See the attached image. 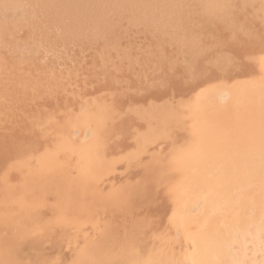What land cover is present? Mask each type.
Listing matches in <instances>:
<instances>
[{"label":"bare ground","instance_id":"6f19581e","mask_svg":"<svg viewBox=\"0 0 264 264\" xmlns=\"http://www.w3.org/2000/svg\"><path fill=\"white\" fill-rule=\"evenodd\" d=\"M206 1L209 2L210 0H0V46L5 47L4 52L0 50V264H99V261L102 260V257L99 256L100 253H97L98 255L93 256L95 253H93L92 251V248L94 250H99L100 248L103 249V247H98L99 242H97V240L103 241V243L104 241L107 242L108 240L110 243L111 241L110 239H119V241L121 242L122 240L125 241L131 240L130 243H132V240L144 241L147 240L148 238H152V240L159 239L160 242L163 241L165 243L166 247H164L165 248L164 251L167 250V252L165 253H167V255L168 253H172L171 255H173V256H168V257H172L171 258L172 264H179V263L189 264L188 256H192V258L195 257L194 258L195 260L193 259L192 261H189L191 262V264H264V167L262 168L259 167L258 165H257L258 169L256 167V163L258 164L259 162V164L260 163L262 164V161L264 163V89L260 90L258 88V85L256 88L255 86L253 87L254 92L250 93L251 95H249L247 98H245L244 95V97L241 98L243 99L244 104H243V111L239 113L240 115H234L235 113H233L234 116L233 115L231 116L230 114L231 112H228L227 109V107L229 106L223 108V105H221L222 103L221 104L217 103L220 104L219 106H222L221 109L219 110L220 111L219 115L215 114L216 112L214 113L213 110H212L213 112L211 111L213 114H211L206 109L199 108L201 109L198 118L199 121L201 122L200 133L201 136H203V138H205L206 140L202 145V147L204 148L205 153L207 155L209 154V156L204 157L201 160H195L194 159L195 157L193 158L192 156L191 158H193L194 160L191 158L177 159L176 157H173L174 155L177 156L179 151L176 149L175 146L180 144L181 141V140L177 141L174 138L172 142V147L170 146L171 147L170 151H162L159 152V154L157 153V151H155V153L158 154L157 156L155 155L156 158L147 157L149 159H146L144 161L143 159L141 160L143 161L142 163L140 162L141 163L140 167H142L140 169L142 170L139 171H141V173L140 174L138 173L139 174L138 177L135 173L133 177L135 178L136 176L137 178L134 179L133 182H128V180L127 181L125 180L126 181L124 182L125 184H122L121 186L120 185L121 183L119 182L118 179L121 189L119 188L118 190L116 188L118 191L113 192L112 196L108 195V197H106L104 195H101V192L99 190L100 188H98L99 191H97L96 187H94L93 185V182L98 183L97 181L98 179L95 180V178L98 176V174H100L99 173L100 169L104 170L105 165L109 163L107 159L113 161L112 160L113 157L116 156L115 154L112 155L113 152H111L110 150H113V148L114 150L116 149L117 151H119L120 148H121L120 150H122V147L125 146L124 143H126L129 140L126 138L127 141L125 142L123 137L126 136H123L122 133L126 134L124 132L128 131L129 128L138 129L146 125L145 128L143 127L144 129L143 131L145 132H140L139 130H137L139 132L136 134L137 144L139 143V145L141 146L147 142L150 143L149 141H153L155 138H157L158 132L160 133V131L163 130L162 129L163 127H166V125L171 124L173 121L179 118L181 112L183 115V111L180 107L181 103L180 106H177V104L179 105V103L175 104L174 106L173 105L169 106V104H167V101L166 102L164 101L165 104H167L169 107H161V108H159V106L158 108H156V106L153 103H150L152 102V100H154V98L157 99L156 97H158L159 100L160 99L162 100L164 97L162 98L159 97L163 93L167 92V91L158 92V90L157 92L152 91L156 89L154 87L153 89L151 88L152 90L149 91L150 104L148 103L149 105L147 106V108L146 106L145 107L142 106L145 105V103L147 104V101L142 99L141 97L142 95L134 98L129 93H127L129 95L124 94L127 95V97L130 96L131 98V102H129L130 105L128 106V109L125 112L126 114L128 113V115L125 114L126 118H124L123 111L125 110L126 107V101L128 102L130 98L128 99L126 97L127 100L124 99L123 104H121L124 105L125 103V107L120 106L119 108L117 107L118 105H120L118 104V101H121L122 99L120 100V98H117L118 99L117 101L116 96H114L112 93H111L112 95L110 93L107 94V92H109L107 91L106 94H103L105 92L102 90L105 88V86L106 87L108 86L107 84H109L108 88L110 87V85L113 84L112 86L115 89V87L123 86V85L120 86L118 82L122 83V82L133 81L134 83L135 81V83H137L141 80V78L139 77L140 75L137 73L136 69L135 72L137 74L129 73L131 75L128 76L129 75L128 73H127L128 75L124 73L126 70L124 71L120 70L122 65L120 66V68H117L118 65L116 66V64L127 63V65L126 64L125 65L127 66L126 68H128L129 70L130 66H132L131 68L134 67V65L132 64L133 62L137 61L139 57V56L137 57L136 56L137 54L135 55L133 51L134 52L137 51L136 49L142 46L148 48L153 45H157L159 47L158 56L162 60L161 64L163 63L166 67L168 65L171 68L176 64L178 65L177 60L175 58V56L177 55L175 54V52L178 48L176 49V47L174 48L172 47L174 45V41L172 40L176 41L177 39H174L173 36L171 37V35L177 34L180 38L183 34L181 35L179 33H175V31L177 32L183 30L185 31L187 29L189 30L190 28H194L199 24V22L202 21V17L207 13V11L209 13L211 12L210 14H212L213 13L212 9H214V6L212 5L213 3L209 4L211 6L210 7L209 5H207L208 2ZM221 2L222 1H220V3ZM244 4L242 3L240 5L244 6ZM247 8H251V5L250 6L248 5ZM255 10L257 9L255 8ZM255 10H254L255 12L254 16L257 17ZM221 12L222 10L220 11V13ZM244 12L245 11H243L241 15H239V17H241ZM209 13L208 16L210 15ZM215 13L217 15L218 11L217 12L215 11L212 15H214ZM260 13L262 14V12ZM225 14L226 13H224V15ZM223 16L220 15V17L218 16L219 18L217 19L221 20ZM193 17H197L196 19H198L199 22L196 23L197 21L196 22L193 21L196 19H193L192 20L193 22L192 21L189 22L190 18ZM206 19L207 18H205V21ZM226 22H228V20ZM255 23L254 26L256 25ZM203 24L205 23L203 22ZM227 24L229 25L230 22H228ZM252 24L253 23H251V25ZM219 25H221V23ZM209 26L206 27L208 28ZM245 27L244 29L247 30V28ZM255 27H257V25ZM260 27L259 29H261ZM20 30H23L22 33L24 34L21 33L20 35L19 34ZM194 31H196L195 28ZM235 31H237L238 33L237 35L241 34L240 32H238V30ZM239 31L242 32V29ZM171 32L174 34H171ZM230 32L231 31H229V34ZM131 33H135L137 35L138 33L140 34L144 33V35L146 33L147 35L148 33H150L151 36L147 37L146 35L145 37L137 38V35L136 37L131 36ZM126 34H128V37L126 36ZM226 34H228V31L227 33H225V35ZM229 34L227 36H232ZM262 34L264 35V33ZM121 35L127 37L125 41L127 42L128 40L126 44L127 46H129L127 47L129 48L128 52L127 51L125 52L124 50L125 45H123V43L120 42V39L116 38V36L119 37ZM210 36H212V34H209V38ZM243 36L245 40L246 34L244 33ZM175 37L177 36L175 35ZM185 37H188V34ZM242 37L240 36V38ZM205 38L208 39V37ZM214 38L216 37L213 36L211 42ZM201 39L203 38L201 37ZM226 39L228 38H225V40ZM254 39L259 40L257 37ZM78 41H82V43L84 42L89 43V45L97 43L98 49L96 50L97 52H99V53L93 52L96 53V55L99 54L98 57H96L97 60L96 58H94L95 56L94 54L92 58H94L95 60L93 59L94 61L90 62L91 61L90 59L89 61V63H92L90 65L92 66V70H90L91 69L90 68L89 69L90 72L86 74L84 73L85 75L83 76V78L80 79H78L79 75H81L80 69L83 72L85 70L84 68L88 69V67H90L87 66L89 65L87 60L86 62L83 63L80 62L82 60L84 61L85 58H83L80 61L79 60L74 61L73 59H71L74 61L72 62L75 64L73 65L71 64L70 67L66 66L69 68H67L68 70L66 69L67 71L64 69L65 70L64 71L60 69V66L61 65L63 66L65 64L64 63L61 64L62 63L61 62L60 64L56 65V62H54L55 56L53 57L54 58L53 63L49 62L51 60L50 59L48 60L49 62L48 64V62H46L47 58L45 56V54L47 53L41 55L40 57L37 54V53L39 54L44 53V51L43 52L38 51V48H40L41 46H42L41 49L51 48L52 50H55L56 48L59 49V46L66 45L71 42L76 43ZM190 41L192 42L193 40ZM247 41L248 40L246 39L245 42ZM199 42L203 43L205 41L202 40ZM199 42L196 44L200 45ZM185 43L187 44L186 41ZM248 43L249 41L246 43V45ZM193 44L194 42L191 43V46ZM196 44L193 45V47L197 46ZM225 44H227L226 41ZM167 46L169 47L167 48ZM178 46H182V45H178ZM200 46L202 48V45ZM254 46L256 47V45ZM254 46L252 45L251 47L253 48ZM263 46L264 44L262 45V47ZM102 47H106V49H104L105 53ZM107 47L108 50L109 48H112V50L110 49V51L111 52L115 51V54H113L114 53L113 52L111 56L110 51L106 52ZM231 47L232 45L229 48ZM246 47L248 46H245L244 48ZM131 48L133 49L136 48V49L133 50ZM201 48L199 49L201 50ZM203 48H205V46ZM214 48L215 47H213L212 51L214 50ZM179 49L180 52L181 48ZM143 50L145 51V49ZM193 50L195 49L193 48ZM245 50H243V52L241 50L240 53L243 55V53H245L244 52ZM247 50L246 53H250V49L248 52ZM253 50L254 49H252L251 52H253ZM263 50L264 49H262L261 51L262 53ZM166 51L168 54H166ZM238 51L239 50H237V52ZM89 52H88V56H89ZM218 53L219 52H217V54ZM64 54H66V51ZM64 54L62 53V55ZM71 54L74 55L73 53ZM80 54L78 52V54L76 55H80ZM147 54L145 55L147 56ZM189 54L193 55L192 52ZM214 54L216 53L214 52ZM254 54H256L255 50H254ZM195 55L196 54L194 53V56ZM50 56L52 58V54ZM50 56L48 57L50 58ZM153 56L154 53H152L151 55L152 58L151 57L147 58V60L143 64L142 68L145 69L144 70L145 72H146V67L149 64H151L149 62L153 61L154 59ZM194 56H192V59H194L193 58ZM36 57L39 59L37 63L38 62L40 63L41 61V63L43 62L47 65H51L49 67L53 66L54 69L48 67L47 69L46 66L44 67V65H42L41 63L40 64L35 63L36 62L35 60H37ZM257 59H259V57H257ZM156 60H158V58L156 59L155 57L154 61L156 62ZM189 60L187 59V61ZM247 61L249 60L246 59L245 62ZM259 61L261 62L262 59H260ZM245 62L244 65L246 64ZM260 62L259 65L262 66L263 62H261V64ZM247 64H251L250 66L247 65L251 69L255 67V65L253 66L251 61H249V63ZM177 65L175 67L179 69L178 67H180L181 65H179L178 67ZM197 65L196 68H198ZM259 65L257 62V66ZM263 66L261 67L262 69H264ZM55 67L59 69H55ZM181 67L184 68L183 65ZM249 67L247 68L244 67V69L242 68V71L240 70L241 73L245 72L246 77L250 76L248 74H251L252 76V74L254 73L253 75H256L254 76V78L258 77L257 79L259 81H262L260 83L262 86V83L264 81V70H262V72L260 71L261 73L257 75V73H259L257 72L258 68L256 67L257 69L254 68L253 70H251ZM142 68H140L139 71L143 70ZM159 69L158 72L156 71L158 75H154V77L159 76ZM177 69L175 73L171 72L172 74H169L168 76L170 77L169 78L170 81L172 79L173 82V84L172 82L170 83L172 85L171 90L179 91L180 93L187 91L189 89V86L186 82H184L185 80L184 76L185 74H187L186 72L184 73V71L186 70L180 68L177 71ZM170 70L171 69L167 68L168 72H170ZM254 70L257 72L256 74ZM121 72L123 73L121 74ZM218 73H222V71ZM143 74L144 76H146V73ZM160 74L164 76L163 72L162 73L160 72ZM203 74L205 73L202 72L201 75ZM88 76L89 79L92 77L93 80H96L97 82L96 81L95 82L98 84L97 86L98 88L96 86H93L97 90L96 93H99L97 94L98 96L96 95L95 98L93 96H89L90 95L89 92L91 91L90 86L88 87L86 85L87 88L81 90L83 88L81 85L84 81L87 82L88 78L86 79V77ZM144 76L142 78H145ZM148 76L149 75H147V77ZM208 76H206L205 78H207ZM161 77L159 80H161ZM155 78H153V80ZM216 78L219 77H215V79ZM223 79L224 77L222 78V80ZM232 79L234 81V78ZM232 79L230 83L232 82ZM91 80L88 82L89 84L93 82V80L92 81ZM188 80L190 79L188 78ZM198 80L200 79L198 78ZM198 80L195 81V85L197 83H200ZM208 80H211V78ZM219 80L221 79L219 78ZM224 80L229 81L226 79ZM157 81L158 80L156 78V83ZM237 81L238 80H236V83ZM259 81L257 82L259 83ZM206 82H204V84ZM209 82L211 83L212 80ZM213 82H215L214 79ZM221 82L223 83V81ZM148 83H146V85ZM192 83L190 85L191 87H192ZM115 84L119 86L117 85L114 86ZM79 85L81 89L78 88ZM125 85L124 87L128 86ZM143 85L141 84L140 81V86L142 87ZM218 86L217 87L220 89L223 85L221 86L220 84ZM93 87L91 92L92 94H95L93 92ZM159 87L161 88L162 86L159 85ZM159 87L157 89H159ZM88 88L90 89L88 90L89 92L87 91ZM194 88L197 91V87ZM120 89L118 88V90ZM219 89H217L216 91L213 90L215 91V92L212 91L213 95L215 93V95L217 96L218 91H220ZM201 90L207 91L208 94L211 92L209 91V88H205V89L201 88ZM140 91L138 92L137 90L138 93H140ZM228 91L230 92L231 89ZM198 92L199 91H197L196 93ZM221 92H223V90H221L219 94ZM227 92H225L224 90L223 94ZM229 92L227 96H229ZM235 92L237 93V90H235ZM184 93H182L183 94L182 96L185 97ZM212 93H210V95H212ZM187 94L188 93H186V95ZM199 94L201 93L199 92ZM199 94L196 97H199ZM177 95L175 96L178 97ZM143 96L145 99L148 97L147 94L146 96L145 95ZM175 96H174V100L176 101ZM172 98L173 97H171L170 99ZM218 98L219 97H217V99ZM234 98L236 99L235 96ZM209 99L210 102L214 101L211 100L212 98ZM113 100L117 101V102L115 101L116 104L114 103ZM142 100L145 102L143 103ZM229 101L228 103L231 102ZM214 102H213V106H216L214 105L216 102L215 103ZM230 106H232V103ZM121 107L124 108L122 112H121L122 110ZM143 107L146 109H144ZM213 109L216 110L215 107ZM231 109L232 108H230V110ZM186 112L185 114L187 115L188 112L187 113ZM157 114L160 116L158 117ZM229 114H230V118L232 120L234 119V122H237L239 119H241V117H246V122H247L243 126L238 125V128L239 127L240 128L237 129L240 133V136H237V138L239 137L240 138L232 142H227V140H230L227 137L228 136L230 137L231 135L228 133V127H227L228 126L227 122L229 120L227 117H229ZM137 117L141 118V120H143L145 124L140 123L143 125L139 126L140 121H137L138 120ZM89 122L92 125L90 128H88ZM76 123L78 124L81 123L82 125L81 124L79 125L81 127L87 125V127L84 129V132L83 130L82 131L79 130L78 128L79 126L76 125ZM233 124L234 123L232 122L230 125ZM173 125L175 124L173 123ZM168 128L169 127L167 126V129ZM237 129L235 128V130ZM133 132L135 133V130H133ZM163 132L164 130L162 131V133ZM169 135L170 133L168 134V136ZM214 135L217 136L218 140L222 139V141L213 142L212 139ZM131 139H133V137ZM181 139L183 138L181 137ZM133 140L130 141L134 142ZM167 141L168 140H166V142ZM161 142L162 144L164 143L162 140ZM134 144L136 145L135 142ZM134 144L133 146L130 144L129 145L132 148H134L135 146ZM147 145L145 146V148H148ZM155 146H157V144ZM190 146L191 147H189V149L192 148V145ZM158 147H156V150L158 149V151H160V147L159 148ZM162 147H164L163 150L166 149L165 146ZM174 147L175 149L172 151ZM145 148L144 146L142 147L144 151L145 150L147 151V149ZM124 149L127 150L126 148ZM142 149L140 147L141 153H142ZM188 150L187 152L189 153ZM135 151L134 153H137ZM140 151L138 152L140 153ZM109 153L110 156H108ZM150 153L146 154L144 157H146ZM218 153H222L223 156L225 154L226 157H222V155L220 156L218 155L219 157L211 156ZM127 157L129 158V156ZM141 157L142 155L138 157L139 161ZM123 158H125V156ZM115 159H117V157ZM126 160L127 162H129L128 160L130 159L126 158ZM123 161L124 163H127L125 162V159ZM111 163L113 164V162ZM229 163L232 164L231 168L228 167ZM133 164L134 166L137 165V164L135 165V163ZM128 165L131 166L132 164L130 163ZM113 166L114 164L111 166V168ZM74 168L76 169L78 174H76V176L73 177L70 171ZM118 168H120V166ZM123 168L121 172H124L123 170L125 168L124 169ZM132 168L133 167H131V169ZM134 169H132V171ZM136 169L135 171H138V169L137 170ZM106 170L107 169H105V171ZM126 170H127V166H126ZM110 171L108 170V172ZM229 171L233 173L229 174ZM108 172L105 173L108 174ZM112 172L114 173V171ZM112 172L110 175L111 179L113 178ZM235 172H240V173L238 176H236ZM132 173L131 176L133 175ZM107 174L106 176H109ZM115 174H118V172H116ZM123 175L126 176V174ZM118 176L119 175H116V177ZM99 177L104 178V176L102 175ZM111 179L109 178V180L112 182ZM256 181L260 182L259 184H262L260 185L262 187H258V185L254 183ZM101 183L104 184L103 182ZM101 183L99 185H101ZM196 183L199 185L196 186ZM108 185H104L106 186L105 188H107ZM111 185L114 186L115 184L111 183ZM102 186L103 185H101V187ZM198 187H201V190H199L200 188ZM110 188L113 189L114 187L113 188L110 187ZM49 194L53 195V196L51 195V197H53L52 199L53 201L51 202L49 201L50 197L49 199L47 197V195ZM47 199L49 202L47 201ZM106 202H108L109 207L106 206ZM43 206L48 208V210L51 212L50 216L44 215L45 213L44 211H43L44 213L41 212L42 211L41 207ZM142 207H148V208L150 207L151 210L149 209L148 210L145 209L143 211L140 210V214L138 213L139 215L136 216V214H134V216L136 217L133 219L130 218L131 213L133 215V212L136 213V211L137 210L139 211V209H141ZM241 208L242 210L243 209L246 210L245 211L243 210L241 212ZM99 209L104 210L103 213H105V210H111L112 214L116 212L117 216L122 217L124 223L122 222V224H120L121 223L120 221L119 222L120 225L117 226H115V224H111L108 222L105 224L102 223L104 227L102 229L100 228L101 230L98 231L97 229L99 224L98 223L94 224V222L97 221L96 215ZM166 212L169 213L166 224L161 223L162 220L160 218L156 220V217H163L164 215L166 216L165 214ZM46 214L48 213L46 212ZM128 215H130V217ZM128 217L130 218V220L131 219L132 220L130 222H125L128 219ZM162 219L164 220V218ZM164 222H166V220ZM87 224H89L90 227L91 225L94 226L93 227L94 229L93 228L92 229L95 230V233L92 234V236L90 233H88L89 232L88 229L86 230V228L88 227ZM102 224H100V226ZM206 224L208 225L206 226ZM95 227H97V229ZM3 231L6 232L5 235L3 234L4 233ZM1 233L4 236L1 235ZM80 237H82L84 241L89 243L87 245V248L85 247V244L83 247H81L80 241L78 240V238ZM77 241H79V243H77ZM91 241H94L93 242L94 244L91 243ZM172 242L176 244L177 243L179 244L181 242L182 244L184 243V246L183 247L181 246L179 250H182L183 254L187 255L186 262L183 258L181 259H183L184 262L183 261L179 262L181 260V259L179 260V258L178 260L175 261L174 259L173 261V258H175L174 257L176 251L175 247L178 246V244L172 245ZM46 243L47 245H45ZM64 243L67 246L66 249L68 250L66 249L65 250L67 251V254L69 252V256H66L63 250H62L63 253H61L60 251L63 248L61 246ZM109 243H107L106 245L104 244L106 250L103 251L105 252H103L102 249L101 251L103 252V255H105L106 257L109 256L110 260H113L115 259L114 257L115 254L117 256L120 254H117L118 251L117 249L115 250V248L113 247L114 244H109ZM124 243L122 245H124ZM48 244H51L53 248H55L54 253L51 252V254H49L45 251V248L48 246ZM170 245L174 246V248L170 247ZM131 246L132 244L129 247ZM139 246H135V248L133 247L135 252L138 251V254L140 252L138 256L136 254L135 258L133 256L132 260H129L128 257L130 255H128V257H126L128 258L127 259L128 261L125 259L126 262L122 263V259H121L120 261L119 260L114 261L115 263L112 262V264H116V263L117 264H147V262L150 264L152 261L154 264V258L156 256H154L152 261H148V259L151 260V258L148 257H150L149 251L152 250L154 251L155 247H153V249L150 248L151 250L148 247L149 249L148 255L147 253L146 255H144V258H146L147 261H144L143 257L140 258L142 252L139 251L138 249ZM147 246L148 245L141 246L140 250L143 251L142 249L143 247H145L144 249L146 250ZM24 247L25 249H22ZM156 247L158 248V245ZM160 248H158L157 250H159ZM129 251L130 250L128 249V253ZM131 252L133 254L132 250ZM156 252L160 253L159 251ZM183 254L181 256H183ZM121 255L125 256L126 253L125 254L123 253ZM178 256H179V251H178ZM121 258H123L124 260V257ZM96 259L97 260L100 259V260L95 262ZM108 259L106 258V260ZM118 259L120 258L118 257ZM135 259H137L139 262L136 261ZM106 260L105 262L106 264H108V261ZM161 264H171V263L169 261Z\"/></svg>","mask_w":264,"mask_h":264},{"label":"rangeland","instance_id":"374dc122","mask_svg":"<svg viewBox=\"0 0 264 264\" xmlns=\"http://www.w3.org/2000/svg\"><path fill=\"white\" fill-rule=\"evenodd\" d=\"M213 1V0H212ZM211 0L208 2V1H206V2H208V4L207 5H209V4H211V3H213L212 5L214 6V9H215V11L217 12L218 11V14L216 15V13L214 14V15H212L215 11H214V9H212V11H213V13L212 14H210L208 11H207V13L205 14V15H203V17H205V18H207L206 19V21H207V23H206V21H205V18H203L202 17V21L205 23V24H203V22L201 21V22H199L198 21V19H196L197 17H193V18H190V21L189 22H191L193 19H196V20H193L194 22H196V23H198L199 22V24L196 26V27H194L195 28V30L196 31H194V28H190L189 30L187 29V30H183V31H175V33H179V34H183L182 36L184 37H180L179 38V36L177 35V34H175L177 37H175V35H171V37L173 36V38L174 39H177L176 41L175 40H172V41H174V45L172 46L173 48L174 47H176V52H175V54H177L176 56H175V58H176V60H177V63H178V65H177V67L179 66V65H183V67L184 68H182L181 66L180 67H178L179 69L181 68V69H183V70H186V71H184V73L186 72L187 74H185V80H184V82H186L187 84H188V86H189V89L187 90V91H184V92H180L179 93V91H175V90H171V88H172V85L170 84L171 82H172V79H171V81H170V77L168 76L169 74H172L171 72H173V73H175L176 72V65L175 66H173L172 68L170 67V66H168L167 64V67L163 64H161V62H162V60L159 58V56H158V54H159V47L157 46V45H153V46H155V47H153V46H151V47H148V48H145V47H140V48H131V49H133V50H137V51H135V52H137V53H135L134 51H133V53L138 57V60L137 61H135V62H133V64L132 65H134V67L133 68H131L132 66H130L129 67V70H131V71H129L128 70V68H126L127 66V63H124V64H116V66L118 65V67L117 68H120V66H121V68H120V70L122 71H124V70H126L124 73L125 74H129V73H131V74H139L140 76V78H141V84L143 85V84H145V85H143L142 87L140 86V81L139 82H137V83H135V81H134V83H133V81H129V82H122V83H119L118 82V84L120 85V86H122V87H115V89H114V87L112 86V85H110V87L108 88V86H109V84H107L108 86L106 87L105 86V88L102 90V91H104L105 93H103V94H106V92L107 91H109V92H107V94H113L114 96H116V100L118 101V99L117 98H120V100L122 101H118V104H120V105H118L117 107H119L120 108V106H123V107H125V103H124V105H121V104H123V102H124V99H126L127 100V98L129 99L130 98V96L129 97H127V95H129V94H131L134 98L135 97H139L140 95H142L141 97H142V99L143 100H145V101H147V104L145 103V105H142V106H146V108H147V106L150 104V103H153L155 106H156V108H158V106H159V108H161V107H169L170 105H175V104H177V103H179V105L177 104V106H180V103H181V109H182V111H183V115H182V112H181V115L179 116V118H177L175 121H173L171 124H169V125H166V127H163L162 129L164 130V132L162 133V131L163 130H161L160 131V133L158 132V134L161 136H159L158 134H157V138H155L153 141H149L150 143H145L144 145H139V143L137 144V139H136V134L140 131V132H145V131H143L144 129H143V127L145 128L146 127V125H144V126H142L143 124H145L144 122H143V120H141V118H139V117H137V121H140L139 122V126H142V128L140 127V128H138V129H134V128H129L128 129V131H125L124 133H126V134H123L122 133V135L123 136H126V137H123V139H124V141L126 142L127 140H126V138L127 139H129L126 143H124V145L125 146H123L122 147V150L124 151H122V150H120L119 149V151H117L116 149L114 150V148H113V150H110L111 152H113L112 153V155H116L115 157H113V161H110V160H108L107 159V161H109V163L108 164H106L105 165V167H104V170L103 169H100V174H98V176L95 178V180L96 179H98L97 181H98V183H97V186H96V183H94L93 182V185H94V187H96V190L97 191H99L100 190V192H101V195H104V196H106V197H108V195H111L112 196V193L113 192H117L118 190H119V188H120V185L122 186V184H125L124 182H126L127 180H128V182H133L134 181V179H136L137 177H138V175L141 173V171H139V170H142V169H140V168H142V167H140L141 166V163L144 161V160H146V159H149V158H147V157H154V158H156V156L159 154V152H162V151H170V149H171V147H172V142H173V140H174V138H175V140H177V141H180V144H178L177 146H175L176 147V149L179 151L178 152V154H177V156L176 155H174L173 157H176L177 159H189V158H191V156L195 159V160H201L202 158H204V157H207V156H209V154L207 155L206 153H205V150H204V148L202 147V145L204 144V142L206 141L205 140V138H203V136H201V129H200V127H201V122L199 121V113H200V111H201V109L203 108V109H206L207 111H209V113H211V114H213L212 112L214 111V113L215 114H218L219 115V113H220V109H221V107L222 106H219L221 103V105H223V108H226L227 106H229V107H227V109H228V112H231L230 114H231V116L233 115V113H235L234 115H240L239 113H241V111H243V104H244V102H243V99H241L242 97H244V95H245V98H247L249 95H251L250 93H252V92H254L253 90V87L255 86V88L257 87V85H258V88L260 89V90H263L264 89V81H263V83H262V86H261V82L262 81H259L257 78L258 77H256V78H254V76H256V75H253L252 74V76H251V74H248V75H250V76H248V77H246L245 75H246V73L244 72V73H241V71H242V68L244 69V67H249L251 64H247V63H249V61H251L252 62V64H253V66L255 65V67H253L251 70H253L254 68L255 69H257L258 71L257 72H259V73H257L255 70H254V72H255V74L257 73V75L258 74H260L261 72H262V70H264V69H262L261 67L263 66V64H264V50H263V53L261 52L262 51V49H264V46L262 47V45L264 44V35L262 34V33H264L263 31H264V1L263 0H214L213 2H212ZM220 1H222L221 3H220ZM242 1V2H241ZM248 1V2H247ZM263 1V2H262ZM237 2V3H236ZM241 2V3H240ZM247 2V3H246ZM215 3V4H214ZM217 3V4H216ZM224 5H223V4ZM244 4V6L243 5H240V4ZM260 3H262V4H260ZM219 4V5H218ZM221 4V5H220ZM238 4V5H237ZM250 6L251 5V8H247L248 7V5ZM261 6H260V5ZM215 5H216V7H215ZM223 5V6H222ZM247 5V6H246ZM253 5V6H252ZM257 5V6H256ZM263 5V6H262ZM210 6V5H209ZM212 6V7H213ZM255 6V7H254ZM211 7V6H210ZM218 7V8H217ZM242 7H244V8H242ZM221 8H223V9H221ZM255 8L257 9V10H255ZM219 9H221L222 10V12L220 13V11L221 10H219ZM251 10V11H249V10ZM225 10V11H224ZM241 10V11H240ZM248 10V11H247ZM254 10L256 11V14H257V17L256 16H254ZM224 11V12H223ZM243 11H245L244 13H243V17L241 18V17H239V15H241V13L243 12ZM248 13H247V12ZM260 12H262V14L260 13ZM208 13L210 14L209 16H208ZM224 13H226L225 15H224ZM240 13V14H239ZM246 14V15H245ZM252 14V15H251ZM255 14V15H256ZM260 14V15H259ZM220 15L221 16H223L222 18H221V20L220 19H217V18H219L220 17ZM232 15V16H231ZM244 15H245V17H244ZM249 15H251V16H248ZM217 16V17H216ZM219 16V17H218ZM226 16H227V18H226ZM229 16V17H228ZM234 16V17H233ZM238 16V17H237ZM246 16H247V18H246ZM237 17V18H236ZM254 19H253V18ZM263 17V18H262ZM250 19V21H249V19ZM252 18V19H251ZM215 19H216V21H215ZM259 19H262V20H259ZM215 22H214V21ZM228 20V22H230V24L228 25L227 23L228 22H226ZM233 20V21H232ZM239 20V21H238ZM245 20V21H244ZM247 20V21H246ZM192 21V22H193ZM241 21H242V23H241ZM252 21H254V22H252ZM261 21V22H260ZM221 23V25H219L220 23ZM224 22V23H223ZM243 22H244V24H243ZM253 23L252 25H251V23ZM256 22V23H255ZM210 23V24H209ZM218 23V24H217ZM254 23L257 25V27H255L254 26ZM203 24V25H202ZM234 24V25H233ZM201 25V26H200ZM210 25V26H209ZM226 25V26H225ZM231 25V26H230ZM239 25H240V27H239ZM245 25H246V27H245ZM249 25H250V27H249ZM262 26V27H260V26ZM200 26V27H199ZM206 26H209L208 28L206 27ZM218 26H220V27H218ZM261 28V29H259V27ZM202 27V28H201ZM205 27V28H204ZM227 27V28H226ZM244 27L245 28H247V30L246 29H244ZM201 28V29H200ZM204 28V29H203ZM211 28V29H210ZM223 28V29H222ZM227 29V31H228V34H229V31H231L230 32V34L229 35H232V36H227L228 34H226L225 35V33H227V31H226V29ZM235 29V30H238V32H240L241 34H239L241 37L244 35V33L246 34V36H245V40H244V36L242 37V38H240V36L239 35H237L238 33H237V31H235V30H233V29ZM249 28V29H248ZM251 28H252V30H251ZM255 28V29H254ZM193 29V30H192ZM231 29V30H230ZM242 29V32L241 31H239V30H241ZM198 30V31H197ZM202 30V31H201ZM203 30H205V31H203ZM206 30H208V31H206ZM258 30V31H257ZM260 30H261V32H260ZM186 31H187V33H186ZM199 31H200V33H199ZM214 31V32H213ZM245 31H247V32H245ZM23 32V30H20V35H21V33ZM174 32V31H173ZM184 32H185V34H184ZM193 32V33H192ZM196 34H195V33ZM203 32H206V33H203ZM223 32H225V33H223ZM234 32V33H233ZM256 32H258V33H256ZM214 33V34H213ZM243 33V34H242ZM22 34H24V33H22ZM171 34H174V33H172L171 32ZM187 34H188V37H185V36H187ZM209 34H212V36H210V38H209ZM234 34V35H233ZM249 34V35H248ZM251 34V35H250ZM125 35V34H124ZM124 35H121V36H119V37H117L116 36V38L117 39H120V42H122L123 43V45H125V48H124V50H125V52L127 51H129V48H127V47H129V46H127L126 44H127V42H128V40H127V42L125 41L126 39H127V37H128V34H126V36H124ZM136 35L137 34H135V33H131V36H135L136 37ZM142 35V36H141ZM147 35V33L144 35V33H138V35H137V38L138 37H145ZM191 35V36H190ZM200 35H202V36H200ZM207 35V36H206ZM256 35V36H255ZM151 36V34L150 33H148V35H147V37H150ZM198 36H200V37H198ZM204 36V37H203ZM216 37V38H214L213 40H212V42H211V39H212V37ZM235 36V37H234ZM239 36V37H238ZM125 37V38H124ZM196 39H195V38ZM201 37L203 38V39H201ZM205 37H208V39L207 38H205ZM237 37V38H236ZM246 37H248V38H246ZM258 38L259 40H256V39H254V38ZM260 37V38H259ZM262 37V38H261ZM179 38V39H178ZM194 38V39H193ZM225 38H228V39H226L225 40ZM238 38H240V39H238ZM198 39H201V40H198ZM210 39V40H209ZM246 39L249 41V43L248 44H250V45H246V43L248 42H245L246 41ZM253 39V40H252ZM263 39V40H262ZM124 40V41H123ZM180 40V41H179ZM189 40V41H188ZM190 40H193L192 42L190 41ZM196 40V41H195ZM205 41V42H199V41ZM210 41V42H208V41ZM217 40V41H216ZM244 40V41H243ZM254 41V42H252V41ZM185 41L187 42V44L185 43ZM214 41H216V42H214ZM225 41H226V43L228 44V46H227V44H225ZM241 41V42H240ZM251 41V42H250ZM255 41H257V42H255ZM260 41H261V43H260ZM194 42V44L193 45H195L196 43H200V45H202V48H201V46L200 45H197V46H194L193 47V45L191 46V43H193ZM207 42V43H206ZM262 42H263V44H262ZM77 43H78V45H77ZM81 43V44H80ZM86 45H85V44ZM84 43H82V41H78V42H76V43H69V44H66V45H62V46H59V49L58 48H56L55 50H52L51 48H42L41 49V47L40 48H38V51H40V52H43L44 51V53H41V54H39V53H37L38 54V56L40 57L41 55H43V54H45V53H47V54H45V56H46V58H47V61L46 62H48V60H50L49 62H51V63H53V60H54V56H55V60H54V62H56V65H58V64H60L61 62V64H65V65H61L60 66V69H62V70H66L67 68H69L70 67V65L72 64H75V63H73L74 61H76V60H82L83 58H85V60L83 61H80V62H86V60H87V62L89 63V61H90V59H91V61L90 62H92V61H94L95 59L94 58H96V57H98V55H96V53H99V52H97V50L96 49H98V45H97V43H94V44H90L89 45V43H86V42H84ZM180 43H182V44H180ZM205 43V44H204ZM216 43V44H215ZM244 43V44H243ZM255 43V44H254ZM261 44V45H259V44ZM72 44V45H71ZM183 44H185V45H183ZM191 46H189V45ZM212 44H214V45H212ZM242 44V45H241ZM94 47H93V46ZM178 45H182V46H178ZM209 45V46H208ZM232 45V47L231 48H229L230 46ZM243 45H244V47L245 46H248V47H246L247 49L249 48L250 49V53H246V48H244L243 47ZM254 46V45H256V47L254 48H252L251 46ZM82 46V47H81ZM84 46V47H83ZM88 46V47H87ZM91 46V47H90ZM95 46H96V48H95ZM205 46V48H203ZM226 46V47H225ZM1 48H0V50L1 51H5V47H2V46H0ZM77 47H79V48H77ZM82 49H81V48ZM90 47V48H89ZM169 46H167V48H168ZM184 48V51H183V48ZM198 47V48H197ZM213 47H215L214 48V50L212 51V49H213ZM251 47V48H250ZM64 48V49H63ZM75 48V49H74ZM93 48V49H92ZM154 48V49H153ZM166 48V49H167ZM179 48H181V51L179 52ZM188 48V49H187ZM193 48L195 49V50H193ZM199 48H201V50L199 49ZM209 48V49H208ZM233 48H235V49H233ZM237 48V49H236ZM244 48V49H243ZM44 49H46V50H44ZM77 49V50H76ZM78 49H79V51H78ZM88 49V50H87ZM95 50V51H92V50ZM101 49V48H100ZM102 49H103V51H104V49H106V47H102ZM110 49L112 50V48H109V50H108V47H107V50H106V52H108V51H110ZM139 49V50H138ZM143 49H145V51L143 50ZM150 49V50H149ZM190 49V50H189ZM246 49V50H245ZM249 49L247 50V52L249 51ZM252 49H254L255 50V52H256V54H254V50H253V52H251V50ZM256 49H257V51H256ZM48 50V51H47ZM50 50V51H49ZM69 50V51H68ZM91 50V51H90ZM192 50V51H191ZM233 50H234V52H233ZM236 50V51H235ZM237 50H239L238 52H237ZM241 50H242V52H243V50H245L244 52L245 53H243V55L240 53L241 52ZM65 51H66V54H68V55H66V54H64L65 53ZM75 51H76V53H75ZM79 52V54L80 53H82V54H80V55H76V54H78V52ZM81 51V52H80ZM83 51V52H82ZM90 51V52H89ZM147 51V52H146ZM153 51V52H152ZM178 51V52H177ZM185 51H186V53H185ZM194 51V52H193ZM259 51V52H258ZM50 52H51V54H52V58H51V54H50ZM59 52H61V53H59ZM70 52V53H69ZM86 52H87V55H86ZM88 52H89V56H88ZM93 52H96V53H93ZM114 52V53H113ZM113 52H111L110 51V55L112 56V53L113 54H115V51H113ZM150 52H152V53H154V59H153V61L152 62H149V63H151V64H149L147 67H146V72L144 71L145 69H143L142 68V66H143V64L145 63V61L147 60V58H149V57H151V55H152V53H150ZM156 52H158V53H156ZM183 52V53H182ZM188 52V53H187ZM193 53V55L192 54H189V53ZM213 52V53H212ZM214 52L216 53V54H214ZM217 52H219L220 53V55H219V53L217 54ZM237 54H236V53ZM56 53V54H55ZM62 53L64 54V55H62ZM71 53H73L74 55H72ZM104 53H105V51H104ZM142 53V54H141ZM148 53V54H147ZM150 53V54H149ZM194 53L197 55L198 53V55L196 56H194ZM201 53H203V54H201ZM238 53H239V55H238ZM36 54V55H37ZM50 54V55H49ZM54 54V55H53ZM70 54V55H69ZM91 54H92V56H91ZM94 54H95V56H94ZM145 54H147V56L145 55ZM166 54H168L167 53V51H166ZM184 54H186V55H184ZM189 54V55H188ZM236 55V57H235V55ZM261 54V55H260ZM35 55V56H36ZM142 55V56H141ZM145 57H144V56ZM149 55V56H148ZM181 55V56H180ZM214 55V56H213ZM253 55H255V56H253ZM48 56H50V58L48 57ZM62 56V57H61ZM77 56V57H76ZM94 56V58H92ZM190 56V57H189ZM192 56H194L193 58L194 59H192ZM204 56V57H203ZM218 56V57H217ZM234 56V57H233ZM263 56V57H262ZM155 57H156V59L158 58V60H156V62L154 61L155 60ZM257 57H259V59H257ZM262 57V58H261ZM37 58V57H36ZM89 58V59H88ZM113 58V57H112ZM152 58V57H151ZM186 58V59H185ZM189 58H190V60H189ZM202 60H201V59ZM204 58V59H203ZM213 58H215V59H213ZM253 58V59H252ZM71 59H73V60H71ZM94 59V60H93ZM114 59V58H113ZM187 59L189 60V61H187ZM234 59V60H233ZM246 59H248L249 61H247V62H245L246 61ZM260 59H262V61L261 62H263V64H262V66L261 65H259V60ZM62 60V61H61ZM71 60V61H70ZM96 60H97V58H96ZM179 60V61H178ZM194 61V62H192V61ZM201 62H200V61ZM206 60V61H205ZM213 60V61H212ZM245 60V61H244ZM255 60V61H254ZM36 62L35 63H37V61H39V59L37 58V60H35ZM73 61V62H72ZM158 61H159V63H158ZM185 61V62H184ZM199 63H198V62ZM246 63L245 65H244V62ZM254 61V62H253ZM49 62H48V64H49ZM67 64H66V63ZM180 62V63H179ZM257 62H258V65L259 66H257ZM261 62H260V64H261ZM40 63H41V61H40ZM39 62L37 63V64H40ZM152 63H154V64H152ZM201 63V64H200ZM205 63V64H204ZM235 63V64H234ZM42 65H44V67L46 66V68L48 67V68H53V66L52 67H49V66H51V65H47V64H45V63H41ZM92 63H89V65H87V66H90ZM126 64V65H125ZM141 64V65H140ZM186 66H185V65ZM195 64V65H194ZM198 64V65H197ZM125 65V66H124ZM162 65V66H161ZM188 65V66H187ZM194 65V66H193ZM196 65H197V67L198 68H196ZM208 65V66H207ZM247 65H249V66H247ZM66 66H69V67H66ZM115 66V67H116ZM125 68H124V67ZM138 66H140V67H138ZM151 66V67H150ZM164 66V67H163ZM200 66V67H199ZM206 66V67H205ZM214 66H215V69H214ZM218 66V67H217ZM224 66V67H223ZM64 67H66V68H64ZM148 67H150V68H148ZM213 68V70H212V68ZM241 67V68H240ZM257 67V68H256ZM261 69H260V68ZM47 68V69H48ZM91 68V69H90ZM112 68H113V66H112ZM117 68H115V69H117ZM124 68V69H123ZM131 68V69H130ZM140 68H142L143 70H141V71H139L140 70ZM156 68V69H155ZM160 68V69H159ZM165 70H164V69ZM167 68L168 69H171V70H173V71H171L170 70V72H168L167 71ZM176 68V69H175ZM188 68V69H187ZM191 68V69H190ZM208 68V69H207ZM263 68H264V66H263ZM54 69V68H53ZM55 69H59V68H56L55 67ZM85 69V70H84ZM83 70L84 71H86V72H82V70L80 69V71H81V75H79V78L78 79H80V78H83V76L86 74V73H89L90 72V70H92V66H90V67H88V69L87 68H84ZM90 69V70H89ZM137 70V73L135 72L136 70ZM153 69V70H152ZM158 69H159V76H155L156 78H157V83H156V78L154 77V75H158ZM179 69H177V71L179 70ZM190 69V70H189ZM199 69V70H198ZM204 69V70H203ZM216 69H217V71H216ZM64 70V71H65ZM68 70V69H67ZM66 70V71H67ZM134 70V71H133ZM162 70V71H161ZM164 70V71H163ZM175 70V71H174ZM187 70H189V71H187ZM207 70V71H206ZM241 70V71H240ZM143 71V72H142ZM152 73H151V72ZM157 71V72H156ZM212 71V72H211ZM216 71V72H215ZM222 71V73H218V72H221ZM261 71V72H260ZM135 72V73H134ZM150 72V73H149ZM153 72H155V73H153ZM160 72L162 73H164V76L162 75V74H160ZM167 72H168V74H167ZM202 72L203 73H205V74H203V75H201L202 74ZM211 72V73H210ZM224 72H226V73H224ZM229 72V73H228ZM85 73V74H84ZM101 73V72H100ZM123 72H121V74H122ZM142 73V74H141ZM143 73H146V76H144V74ZM193 73V74H192ZM210 73V74H209ZM218 73V74H217ZM241 73V74H240ZM127 74V75H128ZM131 74H129L128 76H130ZM151 74H153V75H151ZM194 76H192V75ZM197 74V75H196ZM211 74H212V76H211ZM215 74V75H214ZM219 74H222V75H219ZM226 74V75H225ZM147 75H149V76H151V77H147ZM167 75V76H166ZM191 75V76H190ZM209 75V76H208ZM231 75V76H230ZM145 77V78H142V77ZM161 76H163V77H161ZM206 76H208L207 78H205ZM233 76V77H232ZM240 76H241V78H240ZM243 76V77H242ZM244 76H245V78H244ZM160 77H161V80H159L160 79ZM164 77H166V78H164ZM195 77H197V78H195ZM204 77V78H203ZM215 77H219L221 80H219V78H216L215 79ZM224 77V79H226V80H229V81H225L224 79L222 80V78ZM230 79H229V78ZM88 78V79H87ZM153 78H155L154 80H153ZM188 78L190 79V80H188ZM198 78L200 79V80H198ZM211 78V80H212V82L210 83L209 81H211V80H208V79H210ZM232 78H234V81H233V79ZM86 79H87V82L86 81H84L85 82V84H84V82L82 83V89H81V87H80V85L78 86V88H80L81 90H84V88L86 89L87 88V86L89 87L90 86V89H91V91H92V87L93 86H98V84L96 83L97 81L96 80H93V78L91 77L90 79H89V76L88 77H86ZM93 80V82L92 83H88L90 80ZM149 79H150V81H149ZM192 79V80H191ZM202 79V80H201ZM213 79L215 80V82H213ZM231 79H232V82L230 83V81H231ZM255 79H257V80H255ZM91 80V81H92ZM196 80H198L200 83H197L196 85H198V86H196L195 85V81ZM217 80V81H216ZM219 80V81H218ZM236 80H238L237 81V83H236ZM252 80H253V82H252ZM96 81V82H95ZM145 83H144V82ZM155 81V82H154ZM191 81V82H190ZM194 81V82H193ZM203 81V82H202ZM207 81V82H206ZM221 81H223V83L221 82ZM257 81H259V83L257 82ZM79 82V81H78ZM95 82V83H94ZM132 82V83H131ZM149 82V83H148ZM154 82V83H153ZM159 82H161V83H159ZM190 82V83H189ZM193 82V83H192ZM204 82H206L205 84H204ZM219 82H221V83H219ZM228 82V83H227ZM235 82V83H234ZM248 82V83H247ZM86 83H88V84H86ZM126 85H130L129 87L127 86V87H124V85L125 84ZM128 83V84H127ZM130 83V84H129ZM146 83H148L147 85H146ZM151 83V84H150ZM191 83H192V87L190 86L191 85ZM225 83V84H224ZM227 83V84H226ZM230 83V84H229ZM242 83V84H241ZM257 83V84H256ZM97 84V85H96ZM111 84V83H110ZM132 84V85H131ZM133 84H135V85H133ZM150 84V85H149ZM166 84V85H165ZM169 84V85H168ZM172 84H173V82H172ZM199 84H201V85H199ZM216 84H217V86L218 85H220L221 84V88L219 89L217 86H216ZM231 84H233V85H231ZM248 84V85H247ZM75 85V84H74ZM73 85V86H74ZM87 85V86H86ZM99 85H101V84H99ZM117 84H115L114 86H116ZM119 85H117V86H119ZM125 85V86H126ZM140 87H139V86ZM159 85L160 86H162L161 88L159 87ZM203 85H205V86H203ZM213 87H212V86ZM243 85H244V87H243ZM92 86V87H91ZM156 86H158L159 87V89H157L158 87H156ZM169 86H171V87H169ZM200 86H202V87H200ZM210 86V87H209ZM259 86H261V87H259ZM111 87H113V88H111ZM124 87V88H123ZM156 88V89H154V90H152L153 88ZM194 87H197V91H199L201 94H199V92L198 93H196L197 91H196V89L194 88ZM231 87V88H230ZM234 89H233V88ZM243 87V88H242ZM246 87H248V88H246ZM98 88V87H97ZM107 88V89H106ZM118 88L120 89V88H123V89H120V90H118ZM132 88V89H131ZM136 88V89H135ZM152 88V89H151ZM193 88V89H192ZM201 88L202 89H205V88H209V91H211L210 93H212V91L213 90H217V89H219L220 91L221 90H223V92H224V90H225V92H227L228 90H230L231 89V91L229 92V96H227V94H228V92L227 93H224V94H226V95H224L223 94V92H221L220 94H219V92L220 91H218V94H217V96L215 95V93H214V95H213V93H212V95H210V93L208 94L207 93V91H203V90H201ZM217 88V89H216ZM227 88H229V89H227ZM251 88V89H250ZM257 88V89H258ZM89 88L87 89V91L88 90H90ZM109 89V90H108ZM111 89V90H110ZM117 89V90H116ZM125 89V90H124ZM129 89H131V90H129ZM164 89H166V90H164ZM191 89V90H190ZM195 89V90H194ZM246 89V90H245ZM250 89V90H249ZM116 90V91H115ZM127 90H128V92H127ZM136 92H135V91ZM137 90H138V92L140 91V93H138L137 92ZM150 90H152V91H155V92H157V90H158V92H161V91H167V92H170V93H163L159 98H162V97H164L162 100L160 99H158V97H156L157 99H155L154 98V100H152V102H150L149 103V94H150ZM194 90V91H193ZM233 90V91H232ZM235 90H237V93L235 92ZM242 90H243V92H242ZM249 92H248V91ZM259 90V91H260ZM89 92L90 93V95L89 96H93L94 98L96 97V95L97 94H99V93H96L97 92V90H96V88H94L93 87V92L95 93V94H92V92ZM101 91V92H102ZM116 93H115V92ZM124 92V93H121V92ZM190 91V92H189ZM203 91V92H202ZM215 91H213V92H215ZM255 91H257V90H255ZM120 92V93H119ZM146 92H148V93H146ZM174 92V93H173ZM179 94H178V93ZM233 94H232V93ZM241 92V93H240ZM246 92V93H245ZM115 93V94H114ZM127 93H129V94H127ZM145 93V94H144ZM176 93V94H175ZM182 93H184L185 94V97L184 96H182L183 94ZM186 93H188L187 95H186ZM217 93V92H216ZM231 93V94H230ZM111 94V95H112ZM124 94H127V95H124ZM146 94H147V98L145 99L144 98V96L143 95H145L146 96ZM177 95L178 97H176L175 95ZM181 94V95H180ZM198 94H199V97H196V96H198ZM236 94H237V96H236ZM95 95V96H94ZM117 95H119V96H117ZM180 95V96H179ZM202 95V96H201ZM206 95H207V97H206ZM230 95H231V97H230ZM233 95V96H232ZM239 95V96H238ZM98 96V95H97ZM121 96H123V97H121ZM131 96V97H132ZM168 96V97H167ZM173 97L172 99H170L171 97ZM174 96L176 97L175 99H176V101L174 100ZM209 96V97H208ZM222 96V97H221ZM230 97L231 98V100H230V98H225V97ZM234 96L236 97V99L234 98ZM127 97V98H126ZM180 97V98H179ZM206 97V98H205ZM217 97H219L218 99H217ZM183 98V99H182ZM186 98V99H185ZM208 98V99H207ZM209 98H212L211 100L215 103L214 105H216V106H213V102H210V99ZM225 98V99H224ZM244 98V99H245ZM166 99V100H165ZM171 101H170V100ZM178 99V100H177ZM200 99V100H199ZM205 99H207V100H205ZM217 99V100H216ZM224 99V100H223ZM234 99V100H233ZM241 99V100H240ZM115 100V101H116ZM125 100V101H126ZM142 100V101H143ZM159 100V101H158ZM197 100V101H196ZM114 101V100H113ZM115 101H114V103H115ZM116 101V102H117ZM145 101H143V103L145 102ZM158 101V102H157ZM167 101V104H169V106L167 105V104H165V102ZM172 101H174V102H172ZM181 101H183V102H181ZM218 101V102H217ZM225 101H226V103H228V101L230 102V103H228V104H226L225 103ZM129 102H131V98H130V100H128V102L126 101V107H125V110L123 111V109L124 108H122V110H121V112L123 111V116H124V118H126V115H128V113L126 114L125 112L127 111V109H128V106L130 105V103ZM164 104H163V103ZM169 102H171V103H169ZM187 104H186V103ZM233 102H234V104H233ZM129 103V104H128ZM149 103V104H148ZM174 103V104H173ZM184 103V104H183ZM200 103V104H199ZM208 103H210V104H208ZM217 103H220V104H217ZM231 103H232V106H230L231 105ZM238 103V104H237ZM116 104V103H115ZM186 104V105H185ZM235 104H237V105H235ZM133 105V104H132ZM184 105V106H183ZM188 105V106H187ZM202 105H203V107H202ZM207 105V106H206ZM218 105V106H217ZM241 105V106H240ZM187 106V107H186ZM198 106H200V107H198ZM213 106V107H212ZM239 106V107H238ZM137 107H139V106H137ZM143 107V108H144ZM212 109H211V108ZM215 107V109L216 110H214L213 108ZM241 107V108H240ZM136 108V107H135ZM146 108H144V109H146ZM199 108H201V109H199ZM210 108V109H209ZM230 108H232L231 110H230ZM199 109V110H198ZM233 109H234V111H233ZM213 110V111H212ZM240 110V111H239ZM188 113H187V112ZM212 111V112H211ZM217 111H219V112H217ZM233 111V112H232ZM239 111V112H238ZM185 112L187 113V115L185 114ZM126 114V115H125ZM230 114H229V117H227L229 120H228V122H227V127H228V133L229 134H231L230 135V137L228 136L227 138H229L230 140H227V142H232V141H236L237 139H239V138H237V136H240V133H239V131H238V129L240 128H238V125L239 126H243V125H245L247 122H246V117H241V119H239L237 122H234V119L232 120L231 118H230ZM233 115V116H234ZM157 116L159 117L160 115H158L157 114ZM187 116V117H186ZM154 117V116H153ZM157 117V118H158ZM181 117V118H180ZM192 117H193V119H192ZM245 118V119H244ZM133 119H135V118H133ZM180 121V122H179ZM187 121V122H186ZM191 121V122H190ZM234 123L233 125H230L232 122ZM239 122V123H238ZM140 123H143V124H140ZM173 123L175 124V125H173ZM185 123V124H184ZM244 123V124H243ZM81 124V123H80ZM80 124H78V123H76V125H80ZM84 124V123H83ZM87 124V123H86ZM182 124V125H181ZM241 124V125H240ZM75 125V126H76ZM82 125V124H81ZM85 125V124H84ZM83 125V126H84ZM92 125H91V123L89 122L88 123V128H90ZM167 126L169 127L168 129H167ZM232 128H231V127ZM87 127V125H85L84 127H81V126H79L78 128H79V130L80 131H82L83 130V132H84V129ZM178 127V128H177ZM191 127H192V129H191ZM174 128V129H173ZM197 128H199V129H197ZM235 128L237 129V130H235ZM142 129V130H141ZM166 129V130H165ZM232 129H234V130H232ZM133 130H135V133L133 132ZM137 130H139V131H137ZM169 130V131H168ZM187 130V131H186ZM197 131V133H196V131ZM171 131V132H170ZM173 131V132H172ZM132 132V133H131ZM167 132H169L170 133V135L168 136V134L169 133H167ZM188 132V133H187ZM190 132V133H189ZM194 132V133H193ZM81 134H84V133H81ZM130 134V135H129ZM167 134V135H166ZM199 134V135H198ZM228 134V135H229ZM128 135V136H127ZM134 135V136H133ZM183 135V136H182ZM186 135V136H185ZM188 135V136H187ZM190 135H192V136H190ZM133 137V139H131L132 137ZM167 136V137H166ZM236 136V137H235ZM128 137H130V138H128ZM165 137H166V139H165ZM172 137V138H171ZM181 137L183 138V139H181ZM186 137V138H185ZM162 138V139H161ZM198 138H199V140H198ZM232 138H234V139H232ZM157 139V140H156ZM187 139V140H186ZM189 139V140H188ZM197 139V140H196ZM202 139H204V140H202ZM130 140H133L135 143H136V145L134 144V142H132V141H130ZM156 140V141H155ZM161 140L164 142L163 144H162V142H161ZM165 140V141H164ZM166 140H168L167 142H166ZM216 140V141H215ZM130 141V142H129ZM158 141V142H157ZM161 142V144H160V142ZM198 141V142H197ZM212 141L213 142H217V141H222V139L221 140H218V138H217V136L216 135H214V137H213V139H212ZM153 142H155V143H153ZM170 142V143H169ZM132 145L133 146V144L136 146V148H135V146H134V148H132L130 145ZM132 143V144H131ZM153 143V144H152ZM167 143V144H166ZM169 143V144H168ZM191 143V144H190ZM200 143V144H199ZM147 144H149V145H147ZM157 144V146H155ZM130 146V147H128V146ZM138 145H139V147H138ZM148 146V148H145V146ZM155 147H154V146ZM161 145V146H160ZM168 145V146H167ZM190 145H192V148H190L189 149V147H191ZM200 145V146H199ZM144 146V148L145 149H147V151L145 150H143L142 149V147ZM160 147V151H158V149L156 150V147ZM162 146H165V148L166 149H164L163 150V148L164 147H162ZM171 146V147H170ZM187 146V147H186ZM127 147H128V149H127ZM139 149H138V148ZM140 147H141V149H142V153H141V151H140ZM153 148V150H152V148ZM158 147V148H159ZM170 147V148H169ZM175 147L172 149V151L175 149ZM199 147V148H198ZM124 148H126L127 150H125ZM180 148V149H179ZM131 149V150H130ZM133 149V150H132ZM138 149V150H137ZM148 149H150V150H148ZM189 149V150H188ZM136 150V151H135ZM183 150V151H182ZM187 150L189 151V153L187 152ZM199 150V151H198ZM109 151V152H110ZM115 151H116V153H115ZM125 151H127V152H125ZM133 153H132V152ZM134 151L135 152H137V153H134ZM138 151H140V153L138 152ZM155 151H157V153H155ZM204 151V152H203ZM110 152V153H111ZM153 154H151V153ZM110 153L108 154V156H110ZM119 153V154H118ZM123 153V154H122ZM148 153H150L149 155H147L146 157H144L146 154H148ZM198 153H199V155H198ZM122 154V155H121ZM144 154V155H143ZM190 154V155H189ZM203 154V155H202ZM206 154V155H205ZM121 155V156H120ZM137 155V156H136ZM142 155V157L140 158V161H139V159H138V157L139 156H141ZM151 155V156H150ZM156 155V156H155ZM185 155V156H184ZM188 155H189V157H188ZM196 155V156H195ZM214 155H217V156H214ZM214 155H211V156H213V157H219L220 155H222V157H226V155L224 154V156H223V154L222 153H218V154H214ZM219 155V156H218ZM120 156V157H119ZM125 156V158H123ZM127 156H129V158L127 157ZM181 156V157H180ZM184 156V157H183ZM202 156V157H201ZM244 156H246V155H244ZM248 156V155H247ZM252 156V155H251ZM117 157V159H115ZM119 157V158H118ZM179 157V158H178ZM185 157H188V158H185ZM227 157H229V156H227ZM126 158L127 159H130V160H128L129 162H127V160H126ZM133 158V159H132ZM193 158H191V159H193ZM198 158V159H197ZM115 159V160H114ZM125 159V162H127L128 164H132L131 166H129L127 163H124V160ZM137 159V160H136ZM143 159V161H141ZM193 159V160H194ZM135 160V161H134ZM135 163V165L137 164V163H140V164H137L136 166H134V164L132 163ZM136 161H138V162H136ZM111 162H113V164H114V168L112 167L111 168V166L113 165ZM115 162V163H114ZM120 163V164H118V163ZM124 163V164H123ZM110 164V165H109ZM122 164V165H121ZM126 164V165H125ZM120 166V168H118L119 166ZM229 166V168H231V166H232V164H228ZM257 165L259 166V167H264V163H263V161H262V164L260 163L259 164V162H258V164L256 163V167H257ZM117 168H116V167ZM122 166V167H121ZM125 166V167H124ZM126 166H127V170H126ZM129 166V167H128ZM125 169H124V168ZM131 167H133L132 169H134L135 167L138 169V171H135V169L133 170V171H135V172H133L132 171V169H131ZM101 168H103V167H101ZM122 168L124 169L123 171L124 172H121L122 171ZM105 169H107L106 171H105ZM112 169V170H111ZM117 169H118V171H117ZM130 169V170H129ZM136 169V170H137ZM257 169H258V167H257ZM108 170L110 171V172H108ZM120 170V171H119ZM231 170V169H230ZM76 169L74 168V169H72L71 171H70V173L72 174V176L74 177V176H76V174H78V172L76 171ZM101 171H103V172H101ZM112 171H114V173L112 172ZM105 172H108V174L107 173H105ZM111 172L113 173L112 174V179H111ZM116 172H118V174H115ZM126 172H128V173H126ZM133 172V173H132ZM75 173V174H74ZM126 174V176H128V175H130V176H128V177H126V176H124L123 174ZM131 173L133 174L132 176H131ZM135 173H136V175H137V177L135 176V178L133 177L134 175H135ZM139 173V174H138ZM231 172L229 171V174H230ZM233 173V172H232ZM231 173V174H232ZM236 173V176H238L239 175V173L240 172H235ZM238 173V174H237ZM74 174V175H73ZM106 174L107 175H109V176H106ZM104 176V178H102V177H99V176ZM116 175H119L118 177H116ZM121 175V176H120ZM124 176V177H123ZM99 177V178H98ZM122 177V178H121ZM130 177H131V179H130ZM101 178H102V180H101ZM109 178L112 180V182L109 180ZM115 178V179H114ZM120 178H121V180H120ZM124 178V179H123ZM133 178V179H132ZM108 183V184H110L111 185V183L113 184H115L114 186H110V185H108L104 180ZM111 182H109L108 180ZM118 179H119V182L121 183L120 185H119V182H118ZM99 180H100V182H99ZM124 180V181H123ZM126 180V181H125ZM116 181V182H115ZM101 182H105L104 184H102ZM263 182V181H262ZM101 183V185H103L102 187H101V185H99ZM255 184H257L258 185V187H262V186H260V185H262V184H259L260 182H258V181H256V182H254ZM104 185H108L107 186V188H105L106 186H104ZM197 185H199V184H197L196 183V186ZM118 186V187H117ZM110 187H114L113 189H115V190H113V189H111ZM98 188H100L99 190H98ZM103 188V189H102ZM105 188V189H104ZM118 190H117V189ZM198 188H200L199 190H201V187H198ZM121 189V188H120ZM243 189V188H242ZM110 190V191H109ZM113 190V191H112ZM244 191V190H243ZM257 191V190H256ZM104 193V194H103ZM93 194V193H92ZM51 195L52 194H49V195H47V197H48V199H49V197H50V199H49V201L51 202V201H53L52 199H53V197H51ZM214 195V194H213ZM53 196V195H52ZM48 199H47V201H48ZM256 199H257V197H256ZM48 201V202H49ZM110 205V204H109ZM106 206L107 207H109L108 206V202H106ZM114 207V206H113ZM238 207V206H237ZM240 208V207H239ZM239 208H237V209H239ZM44 209V210H43ZM151 210V208L149 207H142L141 209H139V211L137 210L136 211V213L135 212H133V215H132V213L130 214L131 215V217H130V215H128L130 218H135L137 215H139L140 214V210ZM41 212H43L44 213V215H48V216H50L51 215V212L48 210V208H46L45 206H43V207H41ZM244 210V209H243ZM242 210V208H241V212L243 211ZM246 210V209H245ZM244 210V211H245ZM106 211H107V213H106ZM46 212L48 213V214H46ZM98 213H97V215H96V219H97V221H95L94 222V224H99V226H98V229H97V227H95L98 231L99 230H101L103 227H104V225L103 224H105V223H111V224H115V226H117V225H120V224H122V222L124 223V221H123V219H122V217L121 216H117V214H116V212L115 213H113L112 214V211L111 210H105V213H103L104 212V210H102V209H99L98 211H97ZM102 212V213H101ZM111 212V213H110ZM110 215H109V214ZM139 213V214H138ZM102 214V215H101ZM108 215V217H107V215ZM134 214H136V216H134ZM166 214V216L164 215H162L163 217H156V220L157 219H161L162 221H161V223H167V218H168V212H166L165 213ZM106 215V216H105ZM154 215H155V212H154ZM45 216V217H46ZM98 216H100V217H98ZM102 216V217H101ZM104 216V217H103ZM134 216V217H133ZM141 216V215H140ZM216 216V215H215ZM111 217V218H110ZM114 217V218H113ZM127 217V216H126ZM128 217V219L126 220V219H124V220H126L125 222H130L131 220H130V218ZM166 217V218H165ZM118 218H119V220H118ZM162 218H164V220L162 219ZM115 219V220H114ZM110 220V221H109ZM113 220V221H112ZM117 220V221H116ZM166 220V222H164ZM105 221V222H104ZM112 221V222H111ZM121 221V223L119 224V222ZM113 222H116V223H113ZM103 223V224H102ZM100 224H102L101 226H100ZM209 224V223H208ZM208 224H206V226L208 225ZM91 225V224H90ZM88 226V227H87ZM87 228H86V230L88 229V233H90L91 234V236H92V234H94L95 233V230H93L94 228V226L93 225H91V227L89 226V224H87ZM93 228V229H92ZM101 228V229H100ZM92 230V231H91ZM4 232V233H3ZM2 233L5 235L6 234V232L5 231H3ZM1 233V235H3ZM3 235V236H4ZM78 240L80 241V244H81V247H83L84 246V244H85V247L87 248V245L89 244V243H87L86 241H84V239L82 238V237H80V238H78ZM111 241H110V243H109V240L106 242V241H104V243H103V241H98L97 240V242H99L98 243V247H103V249L102 248H100L99 250H94L93 248H92V251H93V253H95L93 256H95V255H98L97 253H100L99 254V256L100 257H102V260H100V259H96L95 260V262H97V261H99V264H106V262H105V260H106V258L108 259L109 258V256L108 257H106L105 255H103V252H105V251H103V250H106V248H105V245L107 244V243H109V244H114L113 245V247L115 248V250L117 249V251H118V253L117 254H120V255H116L115 254V259H113V260H110V258L108 259V260H106V261H108V264H112V262L113 263H115L114 261H116V260H121L122 259V263L123 262H126V260L129 258V260H132V258H133V256H134V258H135V255L137 254V256L140 254V252H139V254H138V251H134V248H135V246H139V245H141V246H144V245H148L147 246V248H146V250H147V252H146V250L144 249L145 247H143L142 249H143V251L142 250H140L141 249V246H139L138 247V249H139V251H141L142 253H141V255H143V256H141L140 255V258L141 257H143L144 258V255H146V253H147V255H148V251H149V249L150 248H152L153 249V247H155L154 248V251L152 250V251H149V255H150V257H148V256H146V257H148V258H151V260H149L148 258V261H152V259L154 258V256H156L155 258H156V260H155V258H154V264H161V263H165V262H169L170 261V263L172 264V257H168V256H173V255H171L172 253H168V255H167V253H165V252H167V250L166 251H164V247H166V245H165V243L163 242V241H161V242H163V243H161L160 242V240L158 239H155V240H152V238H148L147 240H132V243H130V241L131 240H122V242L121 241H119V239H110ZM79 241H77V243H79ZM112 241H113V243H112ZM143 241V242H142ZM153 241V242H152ZM94 241H91V243H93ZM101 242V243H100ZM125 242V243H124ZM127 242V243H126ZM130 244H129V243ZM141 242V243H140ZM150 242V243H149ZM47 243H49V242H47ZM47 243L45 244V245H47ZM90 243V244H91ZM118 243H121V244H118ZM124 243V245H122ZM133 243H134V246H133ZM145 243V244H144ZM94 244V243H93ZM105 244V245H104ZM118 244V245H117ZM125 244H127V245H125ZM132 244V246L131 247H129L130 245ZM137 244V245H136ZM150 244H151V246H150ZM154 244V245H153ZM160 244H162V245H160ZM177 245L176 243H173L172 242V245ZM65 245V246H64ZM101 245V246H100ZM129 245V246H128ZM158 245V248H162V246H163V248L160 250H157L158 248L156 247ZM172 245H170V247H173L174 248V246H172ZM79 246V245H78ZM125 246V247H124ZM126 246H127V248H126ZM183 247L184 246V243L182 244V242L181 243H179L178 244V246H176L175 247V249H176V251H177V253H176V251H175V258H173V261H174V259H175V261L176 260H178V258H179V260L181 259V258H183L184 260H185V262H186V259H187V255L186 254H183V251L182 250H179V248L180 247ZM61 247H63L60 251H61V253H65V255L66 256H69V252H68V254H67V251L66 250H68V249H66L67 248V246H66V244L64 243ZM122 247V248H121ZM134 247V248H133ZM148 247H149V249H148ZM79 248V247H78ZM124 248V249H123ZM125 248H126V250H125ZM137 248V247H136ZM22 249H25V247L24 248H22ZM66 249V250H65ZM101 249H102V251H101ZM128 249L130 250L129 251V253H128ZM137 249V250H138ZM62 250H63V252H62ZM131 250L133 251V254H132V252H131ZM136 250V249H135ZM151 250V249H150ZM163 250V251H162ZM45 251L47 252V253H49V254H51V252L52 253H54V251H55V248H53V246L51 245V244H48V246L45 248ZM66 251V252H65ZM145 251V252H144ZM156 251H162V252H160V253H157ZM178 251H179V256H178ZM116 252V251H115ZM125 254L126 253V255L125 256H123V255H121V254ZM131 253V254H130ZM144 253V254H143ZM108 254H110V253H108ZM170 254V255H169ZM183 254V256H181ZM114 255V254H113ZM128 255H130L129 257H128ZM78 256V255H77ZM105 256V257H104ZM132 256V257H131ZM113 257V256H112ZM118 257L120 258V259H118ZM121 257H124V260H123V258H121ZM126 257H128V258H126ZM184 257H186V258H184ZM192 256H188V260L189 261H192L195 257H193L192 259ZM142 258V259H143ZM177 258V259H176ZM126 259V260H125ZM141 259V260H142ZM183 259H181L179 262H184V260ZM218 259V258H217ZM136 261H138L137 259H135ZM144 261H147L146 260V258H144L143 259ZM142 260V261H143ZM187 260V261H188ZM195 260V259H194ZM196 260H197V258H196ZM128 261V260H127ZM188 261V263L189 264H191V262H189ZM104 262V263H103ZM139 262V261H138ZM178 262V263H179ZM152 264H153V261L151 262ZM150 263V264H151ZM117 264V263H116ZM147 264H149L148 262H147ZM180 264V263H179Z\"/></svg>","mask_w":264,"mask_h":264}]
</instances>
